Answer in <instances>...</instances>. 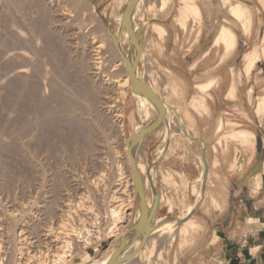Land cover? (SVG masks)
<instances>
[{
    "label": "rangeland",
    "instance_id": "rangeland-1",
    "mask_svg": "<svg viewBox=\"0 0 264 264\" xmlns=\"http://www.w3.org/2000/svg\"><path fill=\"white\" fill-rule=\"evenodd\" d=\"M129 1L116 0L112 15L103 16L89 0H0V264H10L12 261L13 264H18V260L21 263L41 264L43 260H50L49 255L47 258L42 255L41 258L38 249L46 250L52 241V236L51 239L45 238L47 230L52 228L57 234L61 231L60 224L63 221L68 228L85 226L91 229L95 227V219L103 220L100 225L106 222L100 228L102 238L96 240L92 236V244L79 251L77 249L68 264H77L92 258L98 262L112 253H122L123 232L117 231L114 235L105 233L108 232V223L111 222L107 207L117 204L119 198L116 197L121 193V186L117 185L120 178L119 163L125 169V174L127 173L124 175L127 177L125 181L129 182L130 173L125 164L123 148L126 144L130 147L134 130L141 127L142 123L139 112L135 114L136 118L131 119V114L137 109L132 82L128 86L126 97H120L123 103L121 99L117 101L119 91L116 88L117 91L114 88L109 90L106 82L111 81L110 76L118 74L121 75L120 78H124L122 70H113V64L119 57L113 48L109 29L112 23L117 22V15L122 13ZM152 1H141L140 12L141 15L145 13V17H139L136 24L126 22L127 34L124 35L131 59L143 77L147 73L154 75L156 72L154 68L147 69L146 61L142 57L144 54L159 62L154 51L160 39L155 37L151 23H158L163 18L157 13L162 3L160 0ZM180 1L164 2V9L168 10L164 16L170 15L176 24L179 22L176 19V8L178 9L177 4ZM231 1L237 2L224 0L228 7ZM135 8L133 0L129 11H134ZM61 12L66 14L62 15ZM190 20L197 22L200 18L193 17ZM101 40L104 41L105 48H98ZM97 49L106 60L104 76L108 75L103 76V86L95 89L90 58L98 52ZM160 65L157 64V67L162 78L157 80L156 95L173 109L179 110L181 118H172L163 107L157 123L151 124L154 121H148L144 126L138 149L148 170L158 166L164 179L169 178L164 181L165 192L167 191L165 194L166 197H171L175 206L168 213L169 205L165 200L157 208V217L161 219L157 225L165 227L167 231L169 227L174 228L175 239L169 241L168 235L161 238L160 260L156 259L153 263L157 261L160 264H176L177 256L187 246L189 235L197 231L193 212L206 193L208 166L206 159L196 154L192 148L196 138L192 114L189 110L187 114L184 113L177 104L180 90L170 80L166 69ZM21 70L25 72H20ZM105 78L109 80L106 81ZM166 82H172L171 91L167 89ZM106 91L115 97V109L121 107L124 111L125 136L118 132V124L110 113L98 110L97 93L106 95ZM93 93L97 96L93 97ZM89 95L93 98L89 99ZM127 99L132 102L131 112L124 110ZM196 105V101L191 103V106ZM83 109L87 111L84 112ZM98 111H101L100 115L95 114ZM86 130L87 133H84ZM173 159L185 165L197 162L201 177L197 181H191L170 168ZM169 169H172L174 175L168 173ZM127 189H131L130 186ZM144 192L145 198H148V191L145 189ZM114 196L116 197L113 199ZM126 224L132 227V222ZM65 232L67 231L61 232L60 236L69 239L70 236ZM148 253L149 250L143 254V261ZM115 262L117 261L114 260L111 264H117Z\"/></svg>",
    "mask_w": 264,
    "mask_h": 264
},
{
    "label": "crops",
    "instance_id": "crops-1",
    "mask_svg": "<svg viewBox=\"0 0 264 264\" xmlns=\"http://www.w3.org/2000/svg\"><path fill=\"white\" fill-rule=\"evenodd\" d=\"M89 1L103 16L116 6ZM233 1L247 8L242 19L224 0H196L202 16L187 29L164 16L168 10L157 11L166 33L154 55L180 90L177 104L192 114V148L208 166L206 193L193 212L197 231L176 264H264V0ZM225 27L234 34L230 47L217 42ZM170 168L191 181L201 177L195 161L173 159Z\"/></svg>",
    "mask_w": 264,
    "mask_h": 264
},
{
    "label": "bare ground",
    "instance_id": "bare-ground-1",
    "mask_svg": "<svg viewBox=\"0 0 264 264\" xmlns=\"http://www.w3.org/2000/svg\"><path fill=\"white\" fill-rule=\"evenodd\" d=\"M47 1V0H46ZM141 1L142 0H134V4L136 6L134 11H129L126 14L125 17V23L124 26L122 24V13L118 14L116 17L117 22L116 23H112L110 25V29H109V36L112 39L113 42V48L116 49V52L118 54L119 59H117L118 61H116L113 64V70L115 71V69H117L118 71L122 70L121 73L124 74V78H120L121 75L118 74L117 71V75L115 76H110V80L111 81H107V79L105 78V80L107 81V85H109V90L112 88H116L119 92V98L117 97V101H120V99L122 100L121 102L123 103V99L126 97V94L128 92V86H130V83L132 82L133 84V94H134V100L136 102L137 105V109L134 110V112L131 114V119L133 120L134 118H136L135 114L136 113H140L141 114V118L140 121L142 123V126L139 127L138 129L136 128L134 130V135H133V140L130 144V147L126 144V146L123 148L124 150V154H125V159L126 162L125 165L129 171V175H130V179L129 182L125 179H127L125 174V169L123 170V166H121V164L119 163V167H118V172L120 174V178L118 179L119 182L117 183V185L120 187L121 189H119V192L121 190V195L119 196H114L113 199L119 198V200L117 201L118 203L115 205H110V207L108 206L107 209L108 213L111 217V222H109L108 227H107V231L105 232L107 235H114L117 231H122L124 234V245L123 248L121 250L122 253H112L111 255H109L106 259H102L98 262L93 261V258L90 260H85L84 262L81 263H77V264H111L114 260H116L117 264H160V262L157 263V261H155L156 263H153L154 260H160L159 256L161 255V251H159L160 249V245H161V238H163L165 235L169 237V241H173L175 239V235H174V228L169 227L168 231L165 230V227H159V225H157V222H159L161 219H159L157 217V208L159 206L160 202H163L166 200V202L169 205V209L170 211L174 210V203L171 199L170 196L166 197V192H165V187H164V181L169 180V178L167 180L164 179V174L162 175L159 171L158 166L157 167H152L151 170H148L145 161L143 160L142 155L140 154V151L138 149V145L141 143V139L143 136V130H144V126L147 125V123H149L148 121H154L151 124H155L157 123V119L160 117V113L163 110V107H165L166 112L170 114V116L174 119L180 120V111L179 110H175L173 109L172 106H170L169 104L167 105L166 102L162 99H159L156 95V91H155V86L157 83V80L159 78H162L159 69L157 67V64H159L158 61L152 60L153 58H150V56H148V54H144L142 57H144L143 60H145L144 62L146 63V67L147 69H156V74L154 73V75H151L149 73L146 74L145 77H143L138 69V67L133 63V60L131 59V55L130 52L128 50V45L126 43V40L124 39V35L127 34V27H126V22H132L134 24L137 23V20L139 17H145V13H143L141 15L140 12V6H141ZM149 2L151 0H148ZM155 1V0H153ZM152 1V2H153ZM162 3V7L160 5V8H164V2L165 0H160ZM150 3L151 6H153V3ZM156 3V2H154ZM166 3V2H165ZM178 9L176 8V11H178L177 15H176V19L179 21L178 24L182 25V27L184 29H187L188 27V23L190 21L191 18L195 17V18H201L202 14L200 11V8L196 2V0H181L180 4H177ZM20 7V6H19ZM49 8V7H48ZM130 9V8H129ZM151 10V9H150ZM70 11V10H69ZM230 11L233 15H235L237 18L242 19L245 15V13L247 12V8L242 5L241 3L238 2H230ZM49 13V12H48ZM62 13V12H61ZM66 12H63L62 15H65ZM60 15V14H59ZM70 15V14H69ZM61 16V15H60ZM53 19V17H52ZM155 19V18H154ZM54 21V20H52ZM61 21V20H60ZM65 21V20H64ZM68 21V20H67ZM200 21V20H199ZM60 26V25H59ZM151 26L154 29V34L155 37L157 39H162L165 36L166 33V29L164 26H162L160 23H151ZM54 27V26H53ZM63 27V26H62ZM94 39V38H92ZM154 40V39H153ZM234 34L232 32V30L228 27H225L218 39V43H224L226 44L228 47H230L231 45L234 44ZM99 44L97 45L98 48H103L104 47V41L101 40L98 42ZM97 44V43H96ZM96 46V47H97ZM69 47V46H68ZM90 48V47H89ZM105 48V47H104ZM102 50V49H101ZM98 51V49L96 50ZM143 51V50H142ZM100 50L96 53H94L92 55V57L90 59H92L91 61V77L94 79L95 82V89H98V87L100 88L101 82L104 80V72L106 69L105 68V62L106 60L103 58V55H100ZM145 52V51H144ZM91 56V55H90ZM254 62L255 58L252 59ZM114 62V61H113ZM90 64V63H89ZM144 64V63H143ZM253 65V64H252ZM161 66V65H160ZM129 68L132 69V71L134 73H137L144 84V90H143V94H141L138 91V87L137 84L135 82H133L131 80V74L129 71ZM145 68V67H144ZM24 70H21L20 72H23ZM25 72V71H24ZM111 72V71H110ZM109 73V72H108ZM120 73V74H121ZM112 74V73H111ZM116 74V73H115ZM113 75V74H112ZM104 76V77H103ZM109 80V79H108ZM159 81V80H158ZM93 82V81H92ZM105 82V81H104ZM103 83V82H102ZM165 83V82H164ZM172 82H166V85L168 86L167 89H169L171 91V86ZM87 86V85H86ZM103 86V84L101 85ZM165 86V85H163ZM83 87V86H82ZM88 87V86H87ZM202 88H205L206 86H201ZM84 88V87H83ZM89 88V87H88ZM163 88V87H162ZM166 88V87H165ZM92 89V88H91ZM115 89V90H116ZM86 90V89H85ZM84 90V91H85ZM89 90V89H88ZM116 90V91H117ZM166 90V89H165ZM87 91V90H86ZM104 91V90H103ZM91 92H93L91 90ZM97 92V91H96ZM165 92V91H164ZM81 93V92H80ZM112 93V92H111ZM167 93V90H166ZM91 94V93H90ZM94 96L98 95V99L96 100L98 101V110L101 111H105L110 113L112 115V117L114 118V121L116 122V124H118V128L121 132L122 136H125V129H124V118H125V114L124 111L121 110V105L118 103V106L120 107V109H115L117 105L114 104V98L113 95H110L108 91L105 92L106 95H103V93H93ZM163 94V93H162ZM92 95V94H91ZM117 95V96H118ZM67 96V95H66ZM84 96V95H83ZM86 96V95H85ZM115 96V95H114ZM89 99L93 98L89 95ZM122 97V98H120ZM164 97V96H163ZM72 98V97H71ZM78 98V95H77ZM83 98V97H82ZM87 98V97H86ZM75 99V98H74ZM97 99V98H96ZM66 100V99H65ZM64 100V101H65ZM82 100V99H81ZM133 100V101H134ZM72 102V100H69V102ZM91 101V100H90ZM93 101V100H92ZM91 101V102H92ZM95 101V102H96ZM117 101L115 103H117ZM88 102V101H87ZM195 101L192 102V104ZM66 103V102H65ZM80 103V102H79ZM163 103H165L166 105H164ZM67 104V103H66ZM72 104H74L72 102ZM71 104V106H72ZM90 104V103H89ZM96 104V103H95ZM91 105V104H90ZM70 106V104H69ZM83 106V105H82ZM89 106V105H88ZM91 106H94V104H92ZM67 108V107H66ZM70 108V107H69ZM84 108V107H83ZM94 108V107H92ZM96 108V107H95ZM72 109V108H71ZM86 109V108H85ZM70 110V109H69ZM73 110V109H72ZM84 110V109H83ZM82 110V111H83ZM62 111V110H61ZM75 111V110H74ZM80 110V112H82ZM87 110H84V112ZM94 111H96L94 109ZM101 111H98L95 114H99L101 113ZM63 112V111H62ZM103 113V112H102ZM163 113V112H162ZM189 113V111H188ZM70 114V113H69ZM187 114V113H186ZM82 115V114H81ZM93 115V113H92ZM98 115V116H99ZM189 115H191L189 113ZM73 116V114H72ZM85 116V115H84ZM106 116V115H105ZM93 117V116H92ZM82 118V117H81ZM83 119V118H82ZM86 120V118H84ZM89 119V118H88ZM107 119V118H105ZM72 120V119H71ZM70 120V121H71ZM74 120V119H73ZM110 120V119H108ZM48 121V120H47ZM46 121V122H47ZM69 121V122H70ZM76 121V120H75ZM75 121L73 122V124H75ZM101 121V119H100ZM113 121V122H114ZM68 122V123H69ZM72 122V121H71ZM79 122V121H78ZM83 122V121H82ZM114 122V123H115ZM171 122V120H170ZM55 123V122H54ZM90 123V122H89ZM84 124V123H82ZM100 124V123H99ZM115 124V126H116ZM81 126V125H80ZM89 126V125H88ZM180 129L181 128V124L178 125ZM76 127V125H75ZM87 127V126H86ZM105 127V126H103ZM83 128V127H82ZM81 128V129H82ZM89 128V127H88ZM102 128V127H101ZM92 129V128H91ZM189 129V128H188ZM80 130V129H79ZM90 130V129H88ZM118 130V129H117ZM184 130V129H183ZM186 130V129H185ZM97 131V130H96ZM100 131V130H99ZM103 131V130H102ZM72 132V130H71ZM77 132V131H76ZM94 132V131H93ZM92 132V133H93ZM105 132V131H104ZM81 133V132H80ZM87 133V130L86 132ZM95 134H97L95 132ZM107 135V134H106ZM78 136V135H77ZM82 135H80L81 137ZM89 136V135H86ZM90 137V136H89ZM87 137V138H89ZM76 139V137H74ZM85 139V138H84ZM104 139V138H103ZM88 140V139H87ZM93 140V139H92ZM76 141V140H75ZM97 141V139L95 140ZM69 142V141H68ZM83 142V141H82ZM89 143V142H88ZM82 144V143H81ZM84 144V143H83ZM82 144V145H83ZM95 144V143H94ZM73 145V144H72ZM88 145V144H87ZM99 145V144H98ZM71 146V145H70ZM85 147V146H83ZM92 147V146H89ZM94 148V147H93ZM98 148V147H97ZM104 148V147H103ZM87 149V147H86ZM171 149V148H170ZM93 150V149H92ZM96 150V149H94ZM100 150V149H99ZM91 153V152H90ZM88 154V153H87ZM96 154V153H95ZM98 155V154H97ZM105 155V154H104ZM93 156V155H92ZM96 156V155H95ZM120 157V156H119ZM91 158V157H90ZM98 159V158H97ZM124 162V161H123ZM105 165V164H104ZM158 170H155L157 169ZM134 169L137 171L139 179H140V188H141V193L138 194L137 193V189H136V182H135V176H134ZM161 169V168H160ZM105 170V169H103ZM172 170V169H171ZM170 169L167 170L168 173L170 172V174L174 175L173 172ZM164 171V172H167ZM104 172V171H103ZM127 172V170H126ZM176 172V171H175ZM117 175V174H116ZM182 175V174H181ZM128 176V175H127ZM180 177V176H179ZM124 179V180H123ZM179 179V178H178ZM176 179V180H178ZM117 180V178H116ZM93 181V180H92ZM73 184V183H72ZM116 184V183H115ZM94 185V183H93ZM130 186L131 189H127V187ZM100 187V186H99ZM113 187V186H112ZM81 188V187H80ZM96 188V187H95ZM117 191H118V187H116ZM143 188L144 191L145 189L148 191L149 195L148 198H145V194H143ZM89 189V188H88ZM131 190V193H130ZM115 192V190H114ZM115 195V194H114ZM117 195V194H116ZM84 197V196H83ZM88 198V197H87ZM109 199V198H107ZM106 199V200H107ZM114 201V200H113ZM116 203V201L114 202ZM42 206V205H41ZM45 206V205H44ZM58 206V205H57ZM66 206V205H65ZM44 208V207H43ZM68 208V207H67ZM60 209V208H59ZM89 209V208H88ZM67 210V209H66ZM69 210V209H68ZM42 211V210H41ZM64 211V210H63ZM88 211V210H87ZM90 211V209H89ZM95 211V210H94ZM105 211V210H104ZM91 212V211H90ZM89 212V214H90ZM97 212V211H96ZM94 214H97V213ZM107 212V211H106ZM59 213V212H58ZM92 213V212H91ZM15 214V213H14ZM68 214V213H67ZM82 214V213H81ZM88 214V213H87ZM16 215V214H15ZM86 216V215H85ZM94 216V215H93ZM97 216V215H96ZM99 216V215H98ZM84 217V216H83ZM90 217V216H89ZM100 217V216H99ZM102 217V216H101ZM14 218V217H13ZM79 218V217H78ZM94 218V217H93ZM98 218V217H95ZM107 219V218H106ZM80 220H82L80 218ZM102 220V219H101ZM100 220V221H101ZM95 223L93 221V223L95 224L94 228H88V227H81L78 228L77 227H71L68 228L67 227V223H65L64 221L62 222V224H60V229L61 231H59L57 234L55 233V231H53L52 228H49L47 230V234H46V239H49L52 236V241L51 243L47 246L46 250H42L40 248V250L38 249V254L43 255V258H47L50 256V260H43V263L41 264H68V261L70 260L71 257L74 256V253L77 252V249L79 251V249H84L89 247V245L92 244L93 239L95 238L100 239L101 237V227L103 224L100 225V221H98L97 219H95ZM103 221V220H102ZM106 221V220H105ZM86 222V221H85ZM89 222V221H88ZM108 222V221H107ZM127 223H131L132 222V227L129 226ZM1 223V222H0ZM12 223V221H11ZM87 223V222H86ZM102 223V222H101ZM125 223V224H124ZM4 225V224H3ZM42 225V224H41ZM47 226V225H46ZM70 226V225H69ZM90 226V227H91ZM1 227V226H0ZM38 227V226H36ZM44 227V226H43ZM104 227V226H103ZM102 227V228H103ZM167 227V228H168ZM33 228V227H32ZM7 229V228H5ZM24 229V228H23ZM44 229V228H42ZM58 229V228H56ZM59 229V230H60ZM70 229V230H69ZM106 229V228H105ZM183 230H186V227L182 228ZM31 230V229H30ZM33 230H35L33 228ZM37 230V229H36ZM103 230V229H102ZM63 231H67L65 233H67L66 235L69 237V239H63V236L61 237V232ZM68 231H71V233H68ZM32 232V231H31ZM35 232V231H34ZM39 232V231H38ZM57 232V231H56ZM103 232V231H102ZM22 233V232H21ZM60 233V234H59ZM32 234V233H31ZM36 234V233H35ZM55 234V236H54ZM104 234V233H103ZM21 235V234H20ZM34 235V234H33ZM104 235V236H107ZM45 236V235H44ZM43 236V237H44ZM66 236V237H67ZM74 236V237H73ZM92 236H94V238L92 239ZM1 237V236H0ZM24 237V236H23ZM26 237V236H25ZM38 238V237H37ZM102 238V237H101ZM51 239V238H50ZM164 239V238H163ZM36 240V239H35ZM163 241V240H162ZM166 241V240H165ZM28 242V241H27ZM26 242V243H27ZM49 242V241H48ZM80 242V243H79ZM22 243V242H21ZM25 243V242H24ZM41 243V242H40ZM45 244V243H44ZM48 244V243H47ZM46 244V245H47ZM27 245V244H26ZM37 245V244H36ZM27 247V246H26ZM44 247V246H43ZM55 247V248H53ZM76 247V248H75ZM30 248V247H29ZM39 248V247H38ZM75 248V250H74ZM9 249V248H8ZM125 249V250H124ZM98 250V249H97ZM96 250V252H97ZM129 252L128 254L123 252ZM149 250L148 253V257L143 261V254ZM164 250V249H163ZM28 251V250H27ZM30 251V250H29ZM3 252V251H2ZM23 252V251H22ZM11 253V252H10ZM14 252H12L13 254ZM32 253V252H31ZM111 253V252H110ZM2 254V253H1ZM25 254V253H24ZM28 255V254H27ZM30 255V254H29ZM33 255V254H32ZM30 255V256H32ZM36 255V253L34 254ZM33 255V256H34ZM49 255V256H48ZM129 255V256H127ZM11 256V255H10ZM29 256V257H30ZM32 256V257H33ZM38 256V255H37ZM14 257V256H13ZM35 257V256H34ZM39 257V256H38ZM36 257V258H38ZM128 257V258H127ZM40 258V260H41ZM74 258V257H73ZM3 259V258H2ZM16 259V258H13ZM11 259V261L13 260ZM31 259V258H30ZM23 260V259H22ZM127 260V261H126ZM17 261V260H16ZM20 261V262H19ZM23 262V261H22ZM25 262V261H24ZM125 262V263H124ZM14 262L12 261L13 264ZM17 264V262L15 263ZM18 264H32L31 262H26V263H21V260H18Z\"/></svg>",
    "mask_w": 264,
    "mask_h": 264
},
{
    "label": "water",
    "instance_id": "water-1",
    "mask_svg": "<svg viewBox=\"0 0 264 264\" xmlns=\"http://www.w3.org/2000/svg\"><path fill=\"white\" fill-rule=\"evenodd\" d=\"M132 2H133V0H130L128 2V4L125 6V8L122 10V24H123V26H124V23H125L126 14H127L128 10H129V8L132 6ZM129 71H130V74H131V80L137 84L138 91L141 94H143L144 84H143V81H142L141 77L137 73H134L131 68H129ZM134 176H135L137 193L140 194L141 193L140 192L141 191L140 179H139L138 173H137V171L135 169H134ZM143 194H145L144 189H143Z\"/></svg>",
    "mask_w": 264,
    "mask_h": 264
},
{
    "label": "built area",
    "instance_id": "built-area-1",
    "mask_svg": "<svg viewBox=\"0 0 264 264\" xmlns=\"http://www.w3.org/2000/svg\"><path fill=\"white\" fill-rule=\"evenodd\" d=\"M161 204V203H160Z\"/></svg>",
    "mask_w": 264,
    "mask_h": 264
}]
</instances>
